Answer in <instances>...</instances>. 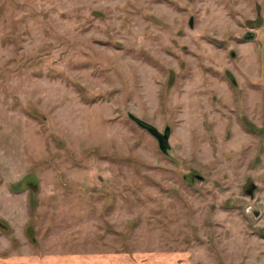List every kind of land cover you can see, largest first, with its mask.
Instances as JSON below:
<instances>
[{"label": "rangeland", "instance_id": "rangeland-1", "mask_svg": "<svg viewBox=\"0 0 264 264\" xmlns=\"http://www.w3.org/2000/svg\"><path fill=\"white\" fill-rule=\"evenodd\" d=\"M0 264H264V0H0Z\"/></svg>", "mask_w": 264, "mask_h": 264}, {"label": "water", "instance_id": "water-1", "mask_svg": "<svg viewBox=\"0 0 264 264\" xmlns=\"http://www.w3.org/2000/svg\"><path fill=\"white\" fill-rule=\"evenodd\" d=\"M137 122L138 124H140L142 127L147 129L151 134H153L156 137V127H154L152 124L147 123L141 119H137ZM168 140H169V134H168V128H167L165 133L162 134L161 137L159 136L160 146L163 150L167 146ZM254 187L255 186H253V188ZM249 191L250 193L252 192V190H249Z\"/></svg>", "mask_w": 264, "mask_h": 264}, {"label": "flooded vegetation", "instance_id": "flooded-vegetation-1", "mask_svg": "<svg viewBox=\"0 0 264 264\" xmlns=\"http://www.w3.org/2000/svg\"><path fill=\"white\" fill-rule=\"evenodd\" d=\"M168 128V134H169V138H170V128L169 127H166L164 130H163V132L162 131H160V130H158L157 128H156V140H157V142H158V145H159V148L163 151V152H168L169 151V148H170V146H169V140H168V143H167V146L165 147V149L163 150L162 148H161V146H160V141H159V136L161 137V135L162 134H164L165 133V131H166V129ZM31 183V181H30V178L29 179H27L26 181H25V184H30Z\"/></svg>", "mask_w": 264, "mask_h": 264}]
</instances>
